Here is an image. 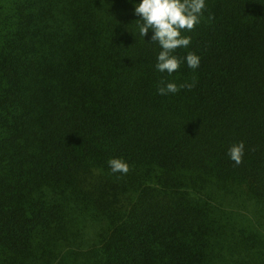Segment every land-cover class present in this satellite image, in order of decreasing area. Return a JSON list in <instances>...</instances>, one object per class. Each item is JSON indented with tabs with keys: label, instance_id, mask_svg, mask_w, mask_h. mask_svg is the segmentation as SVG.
Masks as SVG:
<instances>
[{
	"label": "trees",
	"instance_id": "1",
	"mask_svg": "<svg viewBox=\"0 0 264 264\" xmlns=\"http://www.w3.org/2000/svg\"><path fill=\"white\" fill-rule=\"evenodd\" d=\"M140 2L0 0V264H264V0H206L171 75Z\"/></svg>",
	"mask_w": 264,
	"mask_h": 264
},
{
	"label": "clouds",
	"instance_id": "2",
	"mask_svg": "<svg viewBox=\"0 0 264 264\" xmlns=\"http://www.w3.org/2000/svg\"><path fill=\"white\" fill-rule=\"evenodd\" d=\"M206 7V0H141L135 5L134 14L140 17L137 21H142L137 24L139 35L145 38L151 29V41L161 48L155 65L159 72L171 75L179 71L182 61L173 53L178 48L190 45L191 37L182 33L193 31L201 23ZM211 19L214 16H210L209 20ZM184 59L193 70L200 65V57L193 52H189ZM195 83V77L192 83L180 85L162 80L157 92L159 95L175 94L181 89L191 90ZM244 153L245 144L241 141L230 146L227 155L236 165H240L243 163ZM108 164L113 173L127 174L130 170L129 164L121 158H112Z\"/></svg>",
	"mask_w": 264,
	"mask_h": 264
},
{
	"label": "rangeland",
	"instance_id": "3",
	"mask_svg": "<svg viewBox=\"0 0 264 264\" xmlns=\"http://www.w3.org/2000/svg\"><path fill=\"white\" fill-rule=\"evenodd\" d=\"M257 221V220H256ZM258 223H255L256 225H258L259 227H260V225H262L261 224V222H259V221H257Z\"/></svg>",
	"mask_w": 264,
	"mask_h": 264
}]
</instances>
